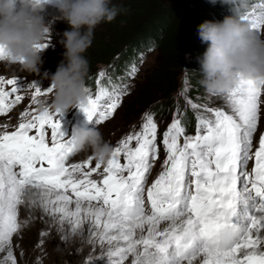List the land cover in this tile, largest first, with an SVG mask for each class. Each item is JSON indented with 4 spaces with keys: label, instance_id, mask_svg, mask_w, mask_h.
Masks as SVG:
<instances>
[{
    "label": "snow or ice",
    "instance_id": "obj_1",
    "mask_svg": "<svg viewBox=\"0 0 264 264\" xmlns=\"http://www.w3.org/2000/svg\"><path fill=\"white\" fill-rule=\"evenodd\" d=\"M253 20L254 31L264 34V9ZM138 71L133 64L127 78ZM17 79L0 74V117L11 119L25 99ZM95 83L79 109L99 124L121 106L129 85L104 69ZM26 88L31 103L19 122L0 123V253H6L0 264H18L13 239L36 210L51 219L61 241L88 234L93 253L85 264H264V132L254 139L264 119V81L241 80L224 94L230 111L187 100L196 111L195 134H186L173 114L163 133L162 170L150 185L158 159L153 114H143L140 130L118 142L106 165L91 166V156L71 163L77 152L62 130V113L37 107L51 88L34 82ZM39 235L42 249L51 228Z\"/></svg>",
    "mask_w": 264,
    "mask_h": 264
},
{
    "label": "clouds",
    "instance_id": "obj_2",
    "mask_svg": "<svg viewBox=\"0 0 264 264\" xmlns=\"http://www.w3.org/2000/svg\"><path fill=\"white\" fill-rule=\"evenodd\" d=\"M220 2L230 7L232 15L220 21L205 20L198 27L201 41L207 42L199 59L198 82L210 94H226L241 80L264 81V34L254 31L253 19L239 14L247 0ZM49 5L69 27L60 40L65 49L63 60L54 73H43L51 81V92L37 106L40 111L65 113L87 102L89 61L84 54L92 44L94 30L113 22L125 9L114 0H19V5L17 0H0V50L5 54L0 62L40 75L43 45L51 31L42 12ZM71 138L76 152L89 154L102 166L112 158L113 146L96 126L75 125Z\"/></svg>",
    "mask_w": 264,
    "mask_h": 264
},
{
    "label": "trees",
    "instance_id": "obj_3",
    "mask_svg": "<svg viewBox=\"0 0 264 264\" xmlns=\"http://www.w3.org/2000/svg\"><path fill=\"white\" fill-rule=\"evenodd\" d=\"M117 1H119L117 3ZM125 9L111 23H103L96 27L92 44L84 54L89 61V72L97 63L107 62L125 47L132 49L144 43L148 35H152L160 49L159 65L150 80L156 84L155 89L147 86L141 89L137 103L133 102L129 109L132 112L156 98L168 96L177 81V75L189 54V68L195 81L199 80V59L206 51V42L198 35V27L205 20H212L206 5L217 13L216 3L211 0H114ZM120 3V4H119ZM181 6V8H180ZM182 12H184L182 14ZM147 18L145 22L143 20ZM170 26V30L167 27ZM59 65V64H58ZM58 65L47 70L56 71ZM200 86L198 82V87Z\"/></svg>",
    "mask_w": 264,
    "mask_h": 264
},
{
    "label": "rangeland",
    "instance_id": "obj_4",
    "mask_svg": "<svg viewBox=\"0 0 264 264\" xmlns=\"http://www.w3.org/2000/svg\"><path fill=\"white\" fill-rule=\"evenodd\" d=\"M119 1H117L118 3ZM120 4V3H119ZM51 5L47 6L43 12L42 15L45 19V22H50L51 31L49 33V36H52L55 32L54 30H66L69 25L64 22L63 20L59 19L60 13L58 10L54 7H50ZM181 8V6H180ZM184 12H182L183 14ZM147 18L143 20L145 22ZM169 25L167 27L168 30H170ZM53 28V29H52ZM98 28V27H97ZM49 41H46V43ZM48 46V43H47ZM206 48H207V42H206ZM65 49L63 45H61V48L55 49L54 51H48L47 55L45 57H42L43 66L46 69H49L51 66L58 65L63 60V53ZM158 55L155 53L152 54L149 59L146 61V66L144 69V73L142 76H138L135 80L134 84L131 87H134L136 91L131 93L130 99L131 101L126 103L117 113L116 117L113 119L112 117L108 118L104 124L103 128H99L101 133L104 135V140L108 139L110 143L113 144V140L115 138V135H118L121 133L122 130H124L128 125L130 127L133 126V124H137L139 122V119L135 116L133 121H129L132 119V109L128 108L130 105L129 103H137L139 99L140 94L143 96L145 93H141V89L145 86L149 89H155L156 84L153 83L150 78L147 77V74L152 73V69H147L149 64H152L153 62L157 61ZM8 66V67H7ZM13 70L15 72H23L20 70L18 65H7L2 64L0 65V73ZM25 73V72H24ZM44 70L41 69L40 75H43ZM54 73V72H53ZM36 75V74H34ZM130 87V88H131ZM205 91V89H204ZM141 97V96H140ZM221 105L227 104L225 102L219 103ZM76 109V107H73L69 109L67 112H65L62 116L66 119L68 114L70 113V110ZM138 112L140 109L137 110ZM138 116V115H137ZM129 119V120H128ZM68 121L78 123V125H81L82 120H84V117L80 119H74L72 116H68ZM65 122V121H64ZM88 127H95V118L90 122ZM28 217V212L22 207L20 209V219L24 220ZM32 219L29 220V223L27 226L23 227L20 236L14 237L13 244L19 245V247H14V254L16 255L18 264H37V257L41 258V264H85V260L91 253H93L92 246L87 242L89 237L88 234L85 233L83 238H81L79 235L73 237L69 234L68 238L64 241H61L59 239V233L55 230V225L52 223L51 219L49 217H45L44 219H41V213L40 211L36 210L33 212ZM49 228H51V235L45 237V243L43 245L42 249H38L36 247L37 243L40 240L39 233L43 231H48ZM59 247V251H57V248ZM21 251L23 252V255H21ZM96 256H99L100 249L97 247L95 249ZM6 255V253H0V259L3 258V256ZM96 264H103V261H97Z\"/></svg>",
    "mask_w": 264,
    "mask_h": 264
}]
</instances>
